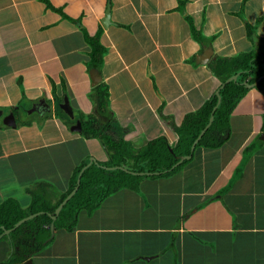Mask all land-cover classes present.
I'll return each instance as SVG.
<instances>
[{"label":"crops","instance_id":"0c3cea01","mask_svg":"<svg viewBox=\"0 0 264 264\" xmlns=\"http://www.w3.org/2000/svg\"><path fill=\"white\" fill-rule=\"evenodd\" d=\"M86 32H101L100 63ZM261 46L264 0H0V206L26 210L38 191L57 210L86 167L109 162L83 123L109 118L115 140L136 148L175 144V127L221 93L214 59ZM230 127L173 175L147 174L82 208L24 262H8L14 242L1 240L0 264H264V94L251 89Z\"/></svg>","mask_w":264,"mask_h":264},{"label":"trees","instance_id":"16d2710c","mask_svg":"<svg viewBox=\"0 0 264 264\" xmlns=\"http://www.w3.org/2000/svg\"><path fill=\"white\" fill-rule=\"evenodd\" d=\"M191 27L195 38L201 40L202 33L196 29L192 20ZM253 28V27H252ZM252 30V29H251ZM252 32V31H251ZM101 32L92 36L86 32V39L93 48V62H102L105 48L99 41ZM214 73L222 80L227 81L234 75L237 79H231L221 89V103L217 105L218 97L208 101L198 111L193 112L185 118L181 126L175 127L178 140L170 144L164 136L151 140L138 153H134L131 145L125 141H115L109 133L112 126L97 124L95 122L83 123V134L89 138H100L105 144L111 160L102 165L93 163L81 176V183L77 193L68 200L60 214H56V206L44 201L42 194L33 192L34 201L32 206L24 210L15 199H9L0 206V241L11 237L15 252L8 262H24L35 252L44 249L54 240L55 231L59 228H73L79 211L88 208L95 210L100 203L110 194L123 187L136 188L137 183L147 174L173 175L187 162L200 146L219 147L230 134V118L238 107L240 101L249 93L252 88L264 94V46H261L255 53H241L237 56L217 58L212 62ZM248 87V84H255ZM98 107L101 111L106 109L105 95L99 91L97 97ZM214 112V121L201 137L194 151L192 146L200 133L208 125ZM256 144H251L245 152H254ZM183 156H190L184 159ZM130 160L133 164L128 167L125 164ZM88 159L77 171L73 187L82 167L88 164ZM126 166V167H125ZM65 195L61 201L66 198ZM37 216L24 221L20 226L18 222L29 215ZM56 216V218H54ZM54 225V229H52ZM6 230H12L6 234Z\"/></svg>","mask_w":264,"mask_h":264},{"label":"water","instance_id":"95a60500","mask_svg":"<svg viewBox=\"0 0 264 264\" xmlns=\"http://www.w3.org/2000/svg\"><path fill=\"white\" fill-rule=\"evenodd\" d=\"M110 15H111V12H110V6H108V9H107V11H106V15H105V17L103 18V20H102V23H103V26L104 27H107L108 26V24H110L111 23V21H110ZM212 54V50L211 51H208L207 53H205L204 55H202L201 56V62H207L208 61V59H209V57H210V55ZM237 77H238V75H234V76H232L231 78H229L227 81H225L223 84H222V88L226 85V83H228V82H230V80L231 79H237ZM256 85V83L255 84H248V87H254ZM217 95H218V98H219V103L221 102V100H222V97H221V94H220V90L217 92ZM219 103H218V105H219ZM218 105H216L215 107H214V110L213 111H215L217 108H218ZM213 121H214V112H213V114H212V116H211V119H210V122H209V124L205 127V129L200 133V135L198 136V138L195 140V142L193 143V146H192V151H194L195 150V148H196V146H197V144H198V142L200 141V139H201V137L203 136V134L206 132V130H207V128H209L210 126H211V124L213 123ZM190 156H183L182 158H181V161L180 162H182L184 159H186V158H189ZM79 183H80V180H79ZM78 190V186L73 190V192L65 199V201H64V203L63 204H65L75 193H76V191ZM63 204H61L60 206H59V208L56 210V214L58 215V214H60V211L62 210V207H63ZM38 214H32V215H29V216H27L26 218H24L23 220H21L20 222H18L17 223V227L18 226H20L24 221H26V220H28V219H31V218H33V217H35V216H37ZM54 218H56V216H54ZM52 229H54V225H52ZM11 231L12 230H6L5 231V233L6 234H10L11 233ZM26 264H34L33 263V261L32 260H28L27 261V263Z\"/></svg>","mask_w":264,"mask_h":264},{"label":"rangeland","instance_id":"374dc122","mask_svg":"<svg viewBox=\"0 0 264 264\" xmlns=\"http://www.w3.org/2000/svg\"><path fill=\"white\" fill-rule=\"evenodd\" d=\"M252 89H254V88H252ZM104 112V111H103ZM107 119V121H104V120H100V121H98L97 122V124H100L101 126L102 125H105L104 123H106L107 122V125L108 126H111V123L109 122V118H106ZM111 121V120H110ZM122 132H123V130H122ZM124 132H127V130L126 129H124ZM110 133V132H109ZM112 133V132H111ZM113 134V133H112ZM112 137H113V139L115 140V137H117L118 138V136L117 135H111ZM117 140H119V139H117ZM117 140H115V141H117ZM134 145H137V144H134ZM132 146V148L134 149L133 151H134V153H138L141 149H143L146 145H144V146H141V147H139V148H136V147H138V146ZM135 147V148H134ZM133 164V161L132 160H130L129 162H127V164H126V166H128V167H130L131 165ZM37 263L39 264V261H37Z\"/></svg>","mask_w":264,"mask_h":264}]
</instances>
